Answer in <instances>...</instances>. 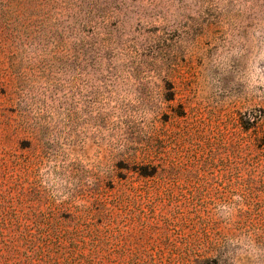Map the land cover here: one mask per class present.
<instances>
[{
	"label": "rangeland",
	"instance_id": "rangeland-1",
	"mask_svg": "<svg viewBox=\"0 0 264 264\" xmlns=\"http://www.w3.org/2000/svg\"><path fill=\"white\" fill-rule=\"evenodd\" d=\"M158 159L172 190L130 206ZM233 168L264 205V0H0L1 202L73 227L106 200L146 264H264Z\"/></svg>",
	"mask_w": 264,
	"mask_h": 264
},
{
	"label": "trees",
	"instance_id": "trees-1",
	"mask_svg": "<svg viewBox=\"0 0 264 264\" xmlns=\"http://www.w3.org/2000/svg\"><path fill=\"white\" fill-rule=\"evenodd\" d=\"M142 169L137 171L146 183L141 187L134 186L124 199L126 198L130 206L144 211V200L151 199L154 194H160L161 197L163 190L171 191V184L176 180L179 172L175 166H168L159 159L155 163L143 165ZM189 174V177L193 178L196 177L197 172L190 171ZM230 175L231 183L243 184L241 197L246 209L242 214L252 217L255 222L264 223V205L259 198L261 193L256 187L257 177L254 170L248 169L246 173L248 176L242 178L235 174L233 168ZM11 176L14 177L13 174ZM18 181L22 185L21 180ZM11 191L1 196L0 228L8 230L7 243L15 251L14 255L21 257L19 264H146L145 259L138 260L135 257L134 246L129 243V240L133 239L130 229L127 231L122 229L120 221L114 226L116 217L108 201L100 198L94 208L88 207V215L84 219L76 217V222L79 223L68 227L57 220L53 212L39 213L32 192L26 191L24 186L19 193L18 202L30 201V210L25 214H18L15 208H11L14 200ZM195 197L199 202L201 197L194 196L192 199L194 200ZM120 201L119 198L117 202ZM90 217L91 219H87ZM94 217H97L95 221L92 219ZM126 219L134 218L130 216ZM144 253L142 252L141 255L144 256ZM10 257L14 256H8Z\"/></svg>",
	"mask_w": 264,
	"mask_h": 264
}]
</instances>
